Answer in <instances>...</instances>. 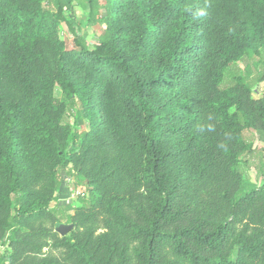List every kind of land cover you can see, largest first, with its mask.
<instances>
[{
    "label": "trees",
    "instance_id": "trees-1",
    "mask_svg": "<svg viewBox=\"0 0 264 264\" xmlns=\"http://www.w3.org/2000/svg\"><path fill=\"white\" fill-rule=\"evenodd\" d=\"M261 52L264 0H0V264H264Z\"/></svg>",
    "mask_w": 264,
    "mask_h": 264
},
{
    "label": "rangeland",
    "instance_id": "rangeland-1",
    "mask_svg": "<svg viewBox=\"0 0 264 264\" xmlns=\"http://www.w3.org/2000/svg\"><path fill=\"white\" fill-rule=\"evenodd\" d=\"M64 16H65L66 20L74 21V22L80 24V26H81L80 32L82 33L83 37L88 41L89 44H91L94 41L92 31L90 32V30L87 28V24H86L87 23V15L84 11H82L79 7H74L73 9L65 12ZM93 29L95 31H99L98 26H94ZM59 36L67 48H71L74 46L73 36L68 32L67 28L65 27L64 22H62L60 25ZM261 54H264V52H261ZM246 62H247V59L243 58L236 65L239 67H242V65H245ZM262 93H264V81L258 82L253 87V97H258ZM262 146H263V144L261 141L255 140V142L253 144L252 152L248 155L249 167L245 170V177L247 179L246 180L247 183L255 184L256 186H259L262 181L256 180V176H255L256 172H255V169L253 167V163L256 161V159L259 156H261ZM82 188H84V187L82 186ZM62 194L63 195H61V196H63V197L61 199L63 201H66L67 197L65 198L64 196H66L67 193L62 192ZM0 250L3 251L4 247L0 246Z\"/></svg>",
    "mask_w": 264,
    "mask_h": 264
},
{
    "label": "built area",
    "instance_id": "built-area-1",
    "mask_svg": "<svg viewBox=\"0 0 264 264\" xmlns=\"http://www.w3.org/2000/svg\"><path fill=\"white\" fill-rule=\"evenodd\" d=\"M62 192H66L67 195L64 196L65 198L67 197L66 201H63L61 198L63 196ZM85 194V188H82V186H74V181L71 176H65L62 180V188H61V193L57 194L56 202L60 204H68L71 201L75 200L79 196H83ZM2 246V245H0ZM3 247V246H2ZM0 252H2L0 250Z\"/></svg>",
    "mask_w": 264,
    "mask_h": 264
},
{
    "label": "water",
    "instance_id": "water-1",
    "mask_svg": "<svg viewBox=\"0 0 264 264\" xmlns=\"http://www.w3.org/2000/svg\"><path fill=\"white\" fill-rule=\"evenodd\" d=\"M72 225H65V224H59L56 228L55 231L59 234V235H65L67 234L71 229H72Z\"/></svg>",
    "mask_w": 264,
    "mask_h": 264
}]
</instances>
